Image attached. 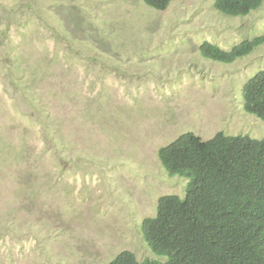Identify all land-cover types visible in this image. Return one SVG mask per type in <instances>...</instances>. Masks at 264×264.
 I'll list each match as a JSON object with an SVG mask.
<instances>
[{
	"label": "rangeland",
	"instance_id": "374dc122",
	"mask_svg": "<svg viewBox=\"0 0 264 264\" xmlns=\"http://www.w3.org/2000/svg\"><path fill=\"white\" fill-rule=\"evenodd\" d=\"M216 1L0 0V264L143 261L144 220L188 187L160 150L264 139L244 108L264 46L233 64L200 53L263 35L264 4L226 17Z\"/></svg>",
	"mask_w": 264,
	"mask_h": 264
},
{
	"label": "trees",
	"instance_id": "16d2710c",
	"mask_svg": "<svg viewBox=\"0 0 264 264\" xmlns=\"http://www.w3.org/2000/svg\"><path fill=\"white\" fill-rule=\"evenodd\" d=\"M143 1L164 12L174 0ZM263 4L217 0L215 7L226 17H245ZM262 46L264 34L230 51L205 42L200 53L233 64ZM244 103L264 122V72L245 85ZM159 159L171 176L188 180L186 195L162 198L157 217L144 220L150 257L140 261L125 251L111 264H264V139L219 133L205 141L187 133L162 148Z\"/></svg>",
	"mask_w": 264,
	"mask_h": 264
}]
</instances>
